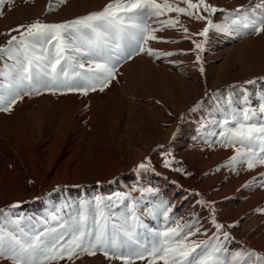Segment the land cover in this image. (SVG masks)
<instances>
[{"label":"rangeland","instance_id":"rangeland-1","mask_svg":"<svg viewBox=\"0 0 264 264\" xmlns=\"http://www.w3.org/2000/svg\"><path fill=\"white\" fill-rule=\"evenodd\" d=\"M208 2L226 10L211 17L222 25L231 24L235 14L229 16V13L239 6H244L243 10L252 16L264 13V8L255 13L251 11L261 0ZM107 3L109 0H6L0 6V46H7L9 30L19 25L27 26L37 20L63 23L100 11ZM180 6L185 5L180 3ZM168 15L176 16L175 13ZM165 18L167 16L161 17ZM180 20L188 27L189 34L197 33L205 26L204 21L183 15ZM152 26L159 27L158 24ZM11 35L19 37L18 32ZM156 35L176 42L149 41L148 46L175 54L159 58L140 54L121 61L115 79L102 92L97 88L84 95L63 87L52 90L41 87L39 95L34 92L25 95V91H31L25 84L18 89L23 99L18 100L11 111H0V209L4 210L0 212V231L16 230L18 226L10 223L12 220H19V227L31 230L32 234L44 227L66 231L60 225L79 226L82 211L88 214L85 227L95 231V205L99 197L103 203L110 201L113 205L111 212L115 215L109 213V234L113 223L119 225L126 220L132 224L133 206L139 217L135 228L141 239L151 231L163 230L166 225L160 205L166 201L172 208L167 226H174L173 222L177 220L190 221L195 214L201 233L192 239L200 240L211 237L217 230L211 223L213 213L198 204L199 200L211 203L215 218L221 223L218 216L226 207L219 202L226 200L229 204L240 198L244 201L258 191L264 198V185L259 183L264 166L246 170L243 165L233 170L228 161L234 150L223 147L219 136L223 130L221 121L233 109L252 107L258 111L264 103V33L256 34L250 29H243L239 34L212 30L203 52L192 51L194 45L191 40L184 39L182 30L165 29ZM191 39L200 42L205 38L192 36ZM34 43L33 51L37 55L45 54L43 48L55 51L54 45ZM241 43L248 44L250 52L246 56L238 50ZM67 54L76 55L85 62V69L77 71L87 70L86 55L71 50ZM197 54L202 57L203 74L199 71L200 64L195 62ZM133 62L139 69L138 79L129 70ZM5 63L10 66L13 61L7 57L0 59V73L8 72ZM71 71L69 69L70 74ZM222 71L228 75L222 77ZM160 72L168 77L161 88L157 85V73ZM249 80L255 82L245 83ZM8 82L7 75H0V96L8 95ZM163 94L169 98L166 100ZM245 95L249 105L242 103ZM108 96L116 101L115 109H109V112L101 104ZM90 103L93 114L89 111ZM4 106L0 104V108ZM64 114L66 118L62 117ZM56 135L61 136L59 144H55ZM71 136L73 140L69 139ZM127 151L132 152L129 160H126ZM70 152H75L81 163L94 160L97 155L110 154L119 165L111 170L104 166L98 169L91 161L92 174L75 175L68 169L64 178L51 181V176L63 168ZM164 160L171 161V166L165 167ZM141 163L147 167L139 168ZM77 165L80 167V163ZM175 168L183 171H174ZM235 180L240 183L238 189L225 195L223 188L237 183ZM246 183H251V187H244ZM217 192L222 196L215 197ZM262 200L250 216L228 226L235 225L230 227L234 229L238 225L242 229L250 222L258 221L253 229L256 234L264 227V212L255 211L264 209ZM81 201L88 202L86 209H81ZM14 204L18 206L12 207ZM229 233L232 239L226 242L228 252L225 256L246 250L264 253V249L253 245L243 250L242 243L247 238ZM217 235L223 239L221 233ZM252 260L255 262L257 258ZM0 264L10 262L0 260ZM59 264L121 262L109 260L103 252L97 251L95 255L81 254L71 262L63 260ZM136 264H146V261Z\"/></svg>","mask_w":264,"mask_h":264},{"label":"snow or ice","instance_id":"snow-or-ice-1","mask_svg":"<svg viewBox=\"0 0 264 264\" xmlns=\"http://www.w3.org/2000/svg\"><path fill=\"white\" fill-rule=\"evenodd\" d=\"M5 3L6 0H0V6ZM180 3L185 6H180ZM262 8L264 0L251 11L255 13ZM243 9L244 6H239L232 10L229 16L234 13L235 18L231 20V24L222 25L215 23L211 17L226 10L208 0H109L102 10L63 23H41L37 20L27 26L19 25L9 30L7 46H0V59L7 57V60L13 61L10 66L5 63V68H8L6 74L0 73L9 78L7 88L10 90L7 96H0V104L6 105L0 111H11L12 106L23 99L18 89L25 84L31 89L25 91V95L33 92L39 95L41 87L47 90L63 87L69 92H81L84 95L97 88L104 91L115 79L121 61L131 60L140 54L156 58L175 54L148 46L149 41L176 42L158 37V31L182 30L184 39L191 40L194 45L192 51L199 52L204 51L207 36L212 30L235 31L239 34L243 29H250L256 34L264 33V13L252 16ZM171 13L176 16L168 15ZM182 15L191 20L204 21L205 26L199 32L189 34L188 27L181 23ZM165 16L167 18L161 19ZM152 24H158L159 27H153ZM12 32H18L19 37L11 35ZM192 36L205 39L198 42L191 39ZM34 42L54 45L55 51L43 48L45 54L37 55L33 51ZM70 50L88 57L86 71L76 70L85 69L86 65L76 55H68ZM195 62L200 64L199 71L203 74L201 55H196ZM69 69H72L71 74ZM254 82L249 80L245 83ZM242 103L250 104L247 95L243 97ZM221 123V144L234 150L228 161L232 169L243 165H246V170L264 166V103L260 104L258 111L252 107L233 109ZM163 163L165 167L171 166L169 160H164ZM145 167L147 165L143 163L139 165V168ZM173 170L183 171L182 168ZM259 176V183L264 185V173ZM244 187H251V183H246ZM87 203L81 201V209H86ZM197 203L213 213L211 223L217 232L207 239H192L201 233L195 214L190 221L177 220L173 222L174 226H167L172 208L167 206L166 201L160 205L166 225L163 230L151 231L141 239L135 228L139 217L133 206L132 224H128L126 220L119 225L113 223L109 234V213L115 215L111 212L113 205L110 201L105 204L97 197L95 231L85 227L88 219L86 211L80 213L79 226L60 225L66 231L44 227L42 231L32 234L31 230L25 231L23 227H19V220H12L10 223L18 226L16 230L0 231V260H8L10 264H59L63 260L71 262L81 254L92 256L101 251L109 260H119L121 264H136L137 261H146V264H264V253L255 250L237 251L225 256L228 252L226 242L232 239L230 233L221 232L225 226L217 222L211 203L203 199ZM3 211L0 209V212ZM255 211L264 212V209L257 208ZM217 233L222 234V240ZM204 234H207L206 230ZM66 236L69 238L66 239ZM253 257L257 258L255 262Z\"/></svg>","mask_w":264,"mask_h":264},{"label":"bare ground","instance_id":"bare-ground-1","mask_svg":"<svg viewBox=\"0 0 264 264\" xmlns=\"http://www.w3.org/2000/svg\"><path fill=\"white\" fill-rule=\"evenodd\" d=\"M247 46H248L247 43H241V45L238 47V50L241 51L244 56H246L250 52V50H249V48ZM133 64L129 68V70H130L131 75L134 76V78H137L138 79L139 78V69L137 68L138 66L135 65L134 62H133ZM165 74L164 73H161V72L160 73H157V85H158L159 88H161L162 84H164L163 82L165 81V79L168 78ZM220 75L222 77L223 76L225 77L228 74H225V72H223ZM163 95H164V97H165L166 100L169 98V97L167 98V96H168L167 94H163ZM111 96H108L107 97V100L105 102H102V103L100 102L102 104V107L103 106L104 107L106 106L105 110H107V111L109 109H115V107H116V101H115V99L112 98L113 96L112 97ZM89 111L91 112V114H93V106H92V103H90V105H89ZM65 116L66 115L64 114L62 117L63 118H66ZM5 121L6 120L4 119V122ZM55 137H56L55 144L56 143L57 144L61 143V136L56 135ZM72 138H73L72 136L69 137L70 140ZM74 153L75 152H70L69 153L68 158H67V160L65 161V163L63 165V168L58 172V174H56L54 176H51V178H50L51 181H55L57 179L64 178L67 175V170L68 169H70L73 172V174H75V175H82V174H84V172H87L86 174H92L94 172V169L92 168V165H93L92 162L95 163V165L98 167V169H100L101 167L104 166L105 168L107 167L109 170H111V169H114L115 166H118L119 165V161H117L110 154L104 153V154L99 155V156L97 155V157H95L94 160H91L92 162L91 161H87L85 163H81V161L79 160V158H77L74 155ZM131 156H132V152L127 151L126 152V160L127 159L128 160L131 159ZM77 163L78 164L80 163V167H78L79 165H77ZM204 166H205V164H204ZM13 172L14 171L10 172L11 175H13ZM236 182L237 183L234 182V184L232 183L233 185L230 184V185H227L225 188H223L224 191L226 192V193L224 192L225 195L228 194L229 192L233 191V190L236 191L238 189L240 183L238 181H236ZM214 196L215 197H220L222 195L217 192V193L214 194ZM243 199L244 198H240L238 200L237 199L236 200L234 199V201L231 202V203H229V204L225 202L226 200H224L222 202H219V204L222 205L223 208L226 207V210L225 211H222L219 214V216H218V218H221L220 219L221 220V223L223 222V225L225 226L223 228V231L231 232L233 235L237 234V235H241L243 237H246L247 238V241H244L242 243V247L244 248L243 250L247 249L249 247V245H253V246L259 247L261 249H264V227L261 230H258V232L256 234H254L255 233L254 232V230H255L254 227L258 223V221H252V222H250L248 224L247 227L242 228V229H239V226L238 225L234 229H232V228H230L228 226V224L229 223L231 224V222H235L238 219L243 218L245 216H250L253 213L254 209L256 207H258L257 205H260L261 203H263V200L262 199H264V198H263L262 192H259L258 191V192H253L252 194H250L249 196H247L244 201H243ZM203 212L205 214V209H203Z\"/></svg>","mask_w":264,"mask_h":264}]
</instances>
